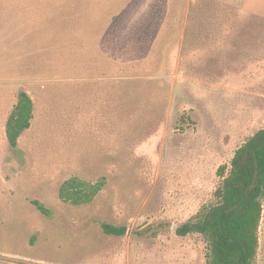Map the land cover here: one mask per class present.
Wrapping results in <instances>:
<instances>
[{
    "label": "rangeland",
    "instance_id": "rangeland-1",
    "mask_svg": "<svg viewBox=\"0 0 264 264\" xmlns=\"http://www.w3.org/2000/svg\"><path fill=\"white\" fill-rule=\"evenodd\" d=\"M20 89L34 117L12 149ZM262 128L264 0H0V264H206L175 228ZM71 175L105 184L64 203Z\"/></svg>",
    "mask_w": 264,
    "mask_h": 264
},
{
    "label": "trees",
    "instance_id": "trees-1",
    "mask_svg": "<svg viewBox=\"0 0 264 264\" xmlns=\"http://www.w3.org/2000/svg\"><path fill=\"white\" fill-rule=\"evenodd\" d=\"M32 118V98L20 89L5 122V136L12 149L17 148L18 139L30 127ZM217 175L219 183L213 191V200L177 226L175 233L203 235L207 245L206 264H252L263 210L264 128L237 147L229 164L218 167ZM104 184L103 177L87 181L71 175L60 184L58 198L72 205L89 203ZM31 203L43 215L50 216L49 209L40 201L34 199ZM100 226L108 235L122 236L127 232L125 225L101 222Z\"/></svg>",
    "mask_w": 264,
    "mask_h": 264
},
{
    "label": "crops",
    "instance_id": "crops-1",
    "mask_svg": "<svg viewBox=\"0 0 264 264\" xmlns=\"http://www.w3.org/2000/svg\"><path fill=\"white\" fill-rule=\"evenodd\" d=\"M33 111H34V106H33ZM34 117V116H33ZM33 119V118H32ZM29 129V128H28Z\"/></svg>",
    "mask_w": 264,
    "mask_h": 264
}]
</instances>
